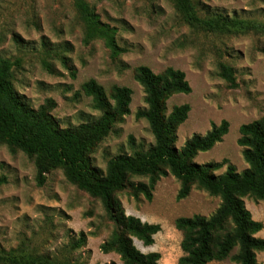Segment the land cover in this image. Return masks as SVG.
Here are the masks:
<instances>
[{
	"label": "rangeland",
	"instance_id": "obj_1",
	"mask_svg": "<svg viewBox=\"0 0 264 264\" xmlns=\"http://www.w3.org/2000/svg\"><path fill=\"white\" fill-rule=\"evenodd\" d=\"M104 23L117 28V39L127 49L111 58L102 41L85 43V25L72 0H0V60L15 63L13 84L23 101L39 109L51 99L54 117L63 128H75L98 120L101 113L82 90L96 80L107 92L114 86L133 91L131 114L117 124L91 155L102 174L119 154L147 152L155 138L137 112L147 108L144 88L134 71L149 67L159 74L172 67L186 74L192 91L167 102L189 104L188 120L179 128L176 146L181 149L195 135L204 136L223 121L229 133L211 151L200 153V165L223 163L238 173L248 169L239 146L240 128L264 117V34L206 33L189 26L173 0H87ZM201 17L219 13L231 18L264 24V0H192ZM220 64L233 68L237 88H230L219 75ZM227 165L217 172L222 175ZM0 175L8 183L0 188V253L16 251L28 257H44L59 263L123 264L115 254H104L101 245L113 235L101 201L71 184L62 170L48 174L44 186L36 183L33 159L0 145ZM147 183V178H134ZM180 182L171 174L158 182L153 200L134 198L130 190L118 195L128 216L159 224L153 246L134 240L143 253L161 255L162 264H178L183 256V233L179 218L211 217L221 199L193 188L190 196L177 200ZM246 208L253 220L264 226V202L247 197ZM264 239V228L256 235ZM264 264V253H257ZM212 264H234L228 260Z\"/></svg>",
	"mask_w": 264,
	"mask_h": 264
},
{
	"label": "trees",
	"instance_id": "obj_2",
	"mask_svg": "<svg viewBox=\"0 0 264 264\" xmlns=\"http://www.w3.org/2000/svg\"><path fill=\"white\" fill-rule=\"evenodd\" d=\"M173 1L195 30L214 34H264L262 23L219 13L201 17L192 0ZM72 2L85 25L86 44L102 41L113 60L127 52L118 43L117 28L104 23L87 0ZM14 66L9 59L0 60V145L34 160L39 187L44 186L48 174L62 170L71 184L101 201L108 220L115 227L112 237L101 245L104 254H117L123 264H162L159 253L145 254L134 244L137 239L145 247L153 246L155 236L162 230L161 225L128 216L118 195L130 190L134 198L144 196L152 201L158 182L171 174L181 184L178 201L188 198L195 186L221 199L220 207L209 218L197 215L176 221V228L183 233V256L178 264H212L228 260L234 264H259L257 253H264V239L256 235L264 226L253 220L244 199L250 197L264 202V117L240 128L238 144L243 148L247 170L238 173L228 161L200 165L195 162L196 157L222 142L229 133L230 123L223 121L213 125L206 135L193 136L179 149L176 146L178 130L188 120L191 106H175L168 113L167 102L175 95L191 93L186 74L172 67L156 74L149 67L140 66L135 69L134 78L144 88L147 108L138 111L137 118L148 122L155 144L147 152L119 154L102 174L92 165L91 155L116 125L131 114L133 91L114 86L107 92L96 80L88 81L82 90L92 98L94 108L101 113L100 118L75 128H63L53 115L55 101L49 99L37 110L23 101L13 84ZM219 75L230 88L238 87L233 68L220 64ZM225 165L226 172L217 175ZM134 178H147L148 182L136 184L132 181ZM7 183V177L0 175V188ZM0 264L72 263L28 257L12 251L0 253Z\"/></svg>",
	"mask_w": 264,
	"mask_h": 264
}]
</instances>
